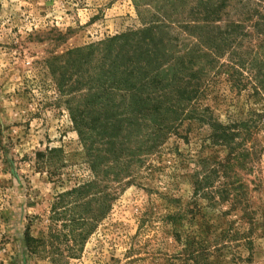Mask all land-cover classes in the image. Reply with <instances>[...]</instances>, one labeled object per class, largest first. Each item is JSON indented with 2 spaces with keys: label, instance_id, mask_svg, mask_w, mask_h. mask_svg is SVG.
Here are the masks:
<instances>
[{
  "label": "rangeland",
  "instance_id": "rangeland-1",
  "mask_svg": "<svg viewBox=\"0 0 264 264\" xmlns=\"http://www.w3.org/2000/svg\"><path fill=\"white\" fill-rule=\"evenodd\" d=\"M168 1L0 0V264H264V41Z\"/></svg>",
  "mask_w": 264,
  "mask_h": 264
},
{
  "label": "trees",
  "instance_id": "trees-1",
  "mask_svg": "<svg viewBox=\"0 0 264 264\" xmlns=\"http://www.w3.org/2000/svg\"><path fill=\"white\" fill-rule=\"evenodd\" d=\"M175 1L180 3L183 2L182 0H173L168 1L166 3H172ZM232 0H190V3L195 2L194 5L190 7V11L187 12L182 17H178L180 22H207V23H213L218 24L221 23L223 26L222 32L220 33V38L216 37V42H221L222 45L225 47L230 42H234L240 38H246L252 36L253 38H257L259 41H264V20L261 11L258 8H255L253 11H249L251 13V16H248L249 14L246 13V17H244L243 20L237 19L233 20L231 19V9L230 7ZM259 2L262 0H258ZM183 6L185 7L186 4L183 2ZM228 7V8H227ZM174 8L173 10H175ZM171 11H172V5H171ZM164 16H167V13H165ZM255 16V20L252 21V18ZM181 18V19H180ZM250 23V27L247 26V24ZM246 26V27H245ZM257 36V37H256ZM231 45L227 46L230 47ZM226 47V48H227ZM214 48H219L218 43H215ZM219 52V50L217 51ZM171 108V107H169ZM56 149H50L49 153L55 152ZM242 152H236L232 151L231 154L228 155L227 158L221 159L217 162V166H219V171L222 172V174L225 176L230 175L231 172H234L233 167L235 166H242L243 164H246L247 161L244 163V160L239 159L242 156H239ZM201 182L210 183V177H206L204 179L197 181V186H195V193L199 192L200 187L199 184ZM235 199L232 202L235 204H240L242 202L241 199H238L236 196ZM197 262V261H196ZM198 264V262L196 263Z\"/></svg>",
  "mask_w": 264,
  "mask_h": 264
}]
</instances>
